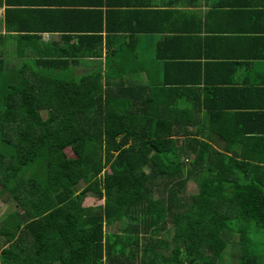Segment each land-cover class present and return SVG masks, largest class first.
Listing matches in <instances>:
<instances>
[{
	"label": "trees",
	"instance_id": "16d2710c",
	"mask_svg": "<svg viewBox=\"0 0 264 264\" xmlns=\"http://www.w3.org/2000/svg\"><path fill=\"white\" fill-rule=\"evenodd\" d=\"M56 57L0 60V199L19 207L0 219V264H127L113 256L143 237L138 264H217L234 244L240 264H264V141L160 101L166 86Z\"/></svg>",
	"mask_w": 264,
	"mask_h": 264
},
{
	"label": "crops",
	"instance_id": "0c3cea01",
	"mask_svg": "<svg viewBox=\"0 0 264 264\" xmlns=\"http://www.w3.org/2000/svg\"><path fill=\"white\" fill-rule=\"evenodd\" d=\"M0 11V60L13 68L76 55L64 69L111 68L126 71L129 85L166 86L160 101L176 97L180 110L216 121L222 135L254 134L251 147L262 146L264 0H0ZM175 86L185 90L172 93ZM147 243L113 258L141 263L151 256ZM173 249L163 251L169 257Z\"/></svg>",
	"mask_w": 264,
	"mask_h": 264
},
{
	"label": "rangeland",
	"instance_id": "374dc122",
	"mask_svg": "<svg viewBox=\"0 0 264 264\" xmlns=\"http://www.w3.org/2000/svg\"><path fill=\"white\" fill-rule=\"evenodd\" d=\"M84 187L85 186H81L80 188H84ZM12 198H13V196H12ZM94 204L95 205H93V206L96 207L95 210H100V208H101L100 205L103 204V201L102 200L96 201ZM14 209L15 210L19 209L15 200L12 199V202L7 203V202H4V199L3 200L0 199V216H1V218H4L5 216H7V214L11 211H14ZM116 226L117 225H114L112 227L107 226V227H105V229L107 232H117L119 234V229ZM120 227L122 228V225H120ZM164 233L162 234L161 237H164ZM144 239L145 238L143 237L141 239V241ZM237 239H238V237H236V240L235 239L234 240L237 241ZM230 255H238L237 246L235 244L229 245V247L227 249H225L224 253L222 254V258H231ZM55 264H58V263H55Z\"/></svg>",
	"mask_w": 264,
	"mask_h": 264
},
{
	"label": "built area",
	"instance_id": "2783aa9c",
	"mask_svg": "<svg viewBox=\"0 0 264 264\" xmlns=\"http://www.w3.org/2000/svg\"><path fill=\"white\" fill-rule=\"evenodd\" d=\"M0 15H1V11H0Z\"/></svg>",
	"mask_w": 264,
	"mask_h": 264
}]
</instances>
